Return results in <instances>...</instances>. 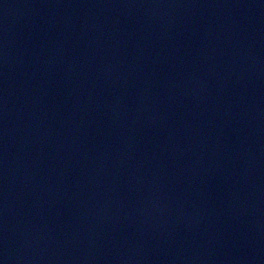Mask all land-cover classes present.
Instances as JSON below:
<instances>
[{
	"label": "water",
	"instance_id": "obj_1",
	"mask_svg": "<svg viewBox=\"0 0 264 264\" xmlns=\"http://www.w3.org/2000/svg\"><path fill=\"white\" fill-rule=\"evenodd\" d=\"M0 264H264V0H0Z\"/></svg>",
	"mask_w": 264,
	"mask_h": 264
}]
</instances>
